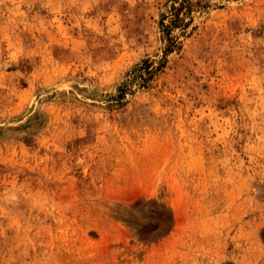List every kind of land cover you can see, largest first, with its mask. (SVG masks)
Masks as SVG:
<instances>
[{"label":"rangeland","instance_id":"1","mask_svg":"<svg viewBox=\"0 0 264 264\" xmlns=\"http://www.w3.org/2000/svg\"><path fill=\"white\" fill-rule=\"evenodd\" d=\"M0 264H264V0H0Z\"/></svg>","mask_w":264,"mask_h":264},{"label":"trees","instance_id":"2","mask_svg":"<svg viewBox=\"0 0 264 264\" xmlns=\"http://www.w3.org/2000/svg\"><path fill=\"white\" fill-rule=\"evenodd\" d=\"M145 62H147V61H145Z\"/></svg>","mask_w":264,"mask_h":264}]
</instances>
